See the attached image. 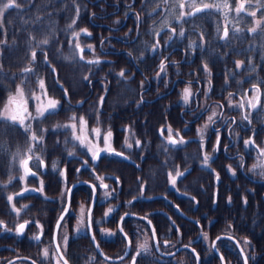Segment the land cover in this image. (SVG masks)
Returning a JSON list of instances; mask_svg holds the SVG:
<instances>
[{
    "label": "flooded vegetation",
    "instance_id": "1",
    "mask_svg": "<svg viewBox=\"0 0 264 264\" xmlns=\"http://www.w3.org/2000/svg\"><path fill=\"white\" fill-rule=\"evenodd\" d=\"M12 2L1 56L47 22L72 45L0 62V107L24 121L0 115V264H264V0ZM44 97L58 105L39 115Z\"/></svg>",
    "mask_w": 264,
    "mask_h": 264
},
{
    "label": "snow or ice",
    "instance_id": "2",
    "mask_svg": "<svg viewBox=\"0 0 264 264\" xmlns=\"http://www.w3.org/2000/svg\"><path fill=\"white\" fill-rule=\"evenodd\" d=\"M179 6H180L181 8L184 7L183 4H180ZM189 6H190L191 8H193L194 11L189 12L188 15H195L196 13L203 12V11H205V10H207V9H209V8H211V7H213V6H211V5H204L202 8H196L194 3L190 4ZM14 7H17V5H16L15 3H13L12 0H7L6 3L0 2V15H3V13H4L6 10L11 9V8H14ZM216 7H217V10H218V9H219V6H216ZM225 7H227V5H225ZM239 11H240V8H237V12H239ZM252 15H255V13H252ZM73 23H75V21H74ZM81 31H82L83 33L88 34L86 29H82ZM253 31H254V29H253ZM74 35H75V36H79L80 33H74ZM88 35H90V34H88ZM180 35H181V36L184 35L183 30H181ZM226 35H227V31H225V36H226ZM170 39H171V37H170ZM42 43L46 44V43H48V41H47V40H44V41H42ZM76 47L79 48V45L77 44ZM89 48H91V46H89ZM153 50H155V48H154ZM81 52H83V49H81ZM34 57H35V53H33V58H34ZM81 58H82V57H81ZM99 62H100L99 60L88 61V63H99ZM164 67H165L164 63L161 62V64H160V69H161V71L164 70ZM26 71H27V69H26ZM119 75H120L121 77L124 76V72H123V70L121 71V73H120ZM40 84H41V88H43V81H41ZM190 96H191V91H190V89L186 88V89L184 90V93H183V100H184V103H185V104L188 103V101H189V99H190ZM250 103H251V102H250ZM56 105H57V102H56L55 100H49L48 103H47V105H46L45 107H43V108H38V109H37V112H38L39 115H43L45 111L54 110V109L56 108ZM241 107H242V105H241ZM251 107L255 108V107H256V104H255V103H251ZM25 111H26V109H25ZM215 115H216V114L213 113V116H215ZM8 118L11 119L12 121H17V120H19V122H20L21 124L24 122L22 118H20L18 115H15V114L10 115ZM73 119H75V117H73ZM209 122H213V117H212V116L209 117ZM79 123H80V131H81V133H84V131H85V126H86V121L84 120L83 117H80V118H79ZM76 127H77L76 124H72V125H71V128H72V130H73L74 133H75V131H76ZM92 131H93L94 133H96L97 135H99V130H98V129H93ZM163 131H164V130L162 129V130H161V133H162ZM167 131H168V134H169V135H168V142H169L170 144H172V145H176L177 143H184L183 139H180L179 141H177V140H175V139L172 138V130H171V128H168ZM200 131H201V134H202V130H200ZM111 135H112V133H111V131H109V132L104 136L103 139H104V143H105V145L108 144V140H109V137H111ZM33 139H35V136H33ZM75 139L79 140L81 144H85V140H86V137H85V136H83V135H79V136H76ZM136 143H137V145H139V144H140V141H136ZM251 143H253V141H251V140L245 141V145H246V146L249 145V144H251ZM128 147H131V145H128ZM89 151L92 152V159H93V161H95V160L98 158V156L100 155V152H101V151L106 152V151H107V148H105V149H103V150H99V151H93L92 148H89ZM262 152H264V150H262ZM117 155H119V154H117ZM208 161H209V157H208L207 155H205V157H204V164L207 165V164H208ZM27 163H28L27 160L23 161V165H24V167H25V172H26V174L28 173ZM254 167H255V166H254ZM182 175H183V173H181V172H179V171L176 172V175H175V176H172L171 173H169L171 184H172V185H175L177 178L180 177V176H182ZM101 186H103V187H107L106 185H101ZM20 195H22V194H20ZM106 195H107V193H106ZM8 199H9V201H11V200L13 199V197L9 196ZM129 203H131V202H129ZM25 207H26V206H25ZM18 211H19V210H17V212H18ZM112 211H113V209H109V210H108L109 213L112 212ZM65 212H67V209H65ZM105 215L107 216L108 213H106ZM60 219L62 220V219H63V216H61ZM122 219H123V218H122ZM29 223H30L29 221H25L24 223L20 224V225L17 227V230H16V231H17V234H22L23 231H24V229H25V227H26ZM32 223H34V222H32ZM0 224H2V222H0ZM58 227H59V221H58ZM36 239L39 240V236H37ZM66 240H67V237H65V242H66ZM245 243H247V241H245ZM141 247H145V246H144V245H141ZM57 248L59 249V245H57ZM145 250H146V249H145ZM192 251L194 252L195 250L193 249ZM44 254H45V256L47 255V250H45V253H44ZM221 259H223V258L221 257ZM245 260H247V257H245ZM134 261H135V258H133V264H134ZM9 264H11V262H9ZM33 264H35V262H33ZM64 264H67V261H66V260L64 261Z\"/></svg>",
    "mask_w": 264,
    "mask_h": 264
},
{
    "label": "trees",
    "instance_id": "3",
    "mask_svg": "<svg viewBox=\"0 0 264 264\" xmlns=\"http://www.w3.org/2000/svg\"><path fill=\"white\" fill-rule=\"evenodd\" d=\"M15 1H17L20 4L23 0H15ZM55 1L60 4L65 3L66 7L69 5V3L67 2L68 0H55ZM74 1L78 3L79 0H74ZM68 25H69L68 23L67 24L59 23V30H57L56 24L51 22L43 23L38 26L35 25V27L37 28H33V29L30 28L29 25L24 27L23 40L18 39V43L9 46L7 49H4L2 56L0 55V62L12 63V64L23 63V49H29V48L31 49V47L32 48L43 47L49 50L54 48L56 45L68 47L70 44H69L67 32L65 31L68 29ZM8 29H10V26H8ZM63 32H66V34ZM44 40H47L48 43L46 44L42 43V41ZM9 89H10L9 85H6L4 87L0 86V93L5 94ZM0 124L10 125L4 122H0Z\"/></svg>",
    "mask_w": 264,
    "mask_h": 264
},
{
    "label": "rangeland",
    "instance_id": "4",
    "mask_svg": "<svg viewBox=\"0 0 264 264\" xmlns=\"http://www.w3.org/2000/svg\"><path fill=\"white\" fill-rule=\"evenodd\" d=\"M63 37V36H62ZM69 41H70V39H69ZM71 42H72V40L69 42V46L71 47ZM82 45H83V43H82ZM73 46H74V44H73ZM32 48V47H31ZM40 94H35V97L37 98L38 96H39ZM49 100H55L56 102H57V105H58V100H59V98H54V97H50V98H46V97H44L41 101H40V103H41V108H43V107H45L46 105H47V103H48V101ZM10 107V103H9V101L8 102H6V103H4V105L3 106H1L0 107V115H13V112H11V113H9V108ZM9 110V111H8ZM31 147V146H30ZM29 147V149H31ZM22 157H19L18 158V164L16 165V163H15V168L17 169V170H19L18 171V176L20 177V180H21V184L22 185H27V186H29V187H35V186H33V185H31L30 183H26L25 182V180H27L25 177H24V172H23V175L21 174V172H20V162L22 161ZM65 189H66V186L64 185V184H61V188H60V190H62L63 192L65 191ZM85 203L83 204V203H80L79 204V206H78V208L81 210V213L82 214H84V212H85Z\"/></svg>",
    "mask_w": 264,
    "mask_h": 264
},
{
    "label": "water",
    "instance_id": "5",
    "mask_svg": "<svg viewBox=\"0 0 264 264\" xmlns=\"http://www.w3.org/2000/svg\"><path fill=\"white\" fill-rule=\"evenodd\" d=\"M23 167H24V165H23ZM27 169H28V173L27 174H30V173H35L34 171H32L31 169H30V167L27 165ZM24 171H25V167H24ZM26 173V172H25ZM34 190V189H33ZM69 192H70V189H69ZM66 209V208H65ZM64 212H65V210L62 212V214H64ZM62 214L60 215V218H61V216H62ZM60 218H59V220H60ZM58 220V221H59ZM58 221H57V224H56V227L58 226ZM220 238L221 237H230V236H227V235H220L219 236ZM213 245H214V243H213ZM187 247H190V246H187ZM215 247V246H214ZM191 249H193L192 247H190ZM98 249V248H97ZM99 251L101 252V250L99 249ZM102 253V252H101ZM174 253V252H173ZM108 259H111V260H116V259H118V258H108ZM196 264H199V259L197 258V263ZM222 264H225V262H224V260H222Z\"/></svg>",
    "mask_w": 264,
    "mask_h": 264
}]
</instances>
